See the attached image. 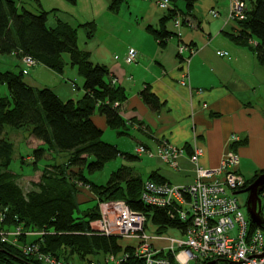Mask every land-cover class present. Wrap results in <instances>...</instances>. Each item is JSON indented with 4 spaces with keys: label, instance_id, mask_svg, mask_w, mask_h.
Segmentation results:
<instances>
[{
    "label": "trees",
    "instance_id": "trees-1",
    "mask_svg": "<svg viewBox=\"0 0 264 264\" xmlns=\"http://www.w3.org/2000/svg\"><path fill=\"white\" fill-rule=\"evenodd\" d=\"M66 1L75 4L76 0ZM126 1L112 0L108 9L117 12ZM168 1L170 6L159 21V28L150 30L160 46L171 36L165 23L177 14L191 15L198 0ZM179 1L184 5L182 12L176 5ZM20 4L19 0H0V54L14 55L21 61L29 57L57 74L63 72L67 64L63 54H67L83 79L84 94L77 101H62L48 88L26 84L21 71H0V88L5 86L7 90L5 96L0 92V264H46L40 256L68 263L74 255L85 260L98 253L106 256L105 264H113L111 257L118 258L120 264H142L131 245H124L120 238L100 233L92 226L99 219L100 203L124 202L133 212L143 214L145 227L154 229L157 235H165L169 229L184 232L189 221L179 220L175 207L161 208L142 202L144 180L128 166L118 167L105 184L93 183L84 176L85 167L93 173L119 157L127 162L138 159L103 142V132L93 121L97 113L118 136H129V123L119 114L126 100L125 91L110 81L106 66L93 63L90 53L78 48L76 30L68 23L58 19L55 27L48 28L49 11L32 12ZM236 24L238 33L230 34L231 39L237 44L255 40L254 54L264 65V0L250 2L245 20ZM84 26L89 29L86 38L90 40L94 25L90 22ZM140 96L151 110H158L160 104L148 88ZM6 126L24 129L28 138L39 143L30 154L33 169L48 160L46 156H52V162L43 164L39 181L27 193L17 184L19 175L9 171L14 146L4 138ZM56 155L66 158L55 161ZM262 173L245 180V187ZM146 181L165 183L156 172ZM83 188L92 197L80 202L78 195ZM16 229L21 234L15 242L11 237L2 240L1 234ZM30 245L36 246V251L25 252L24 248Z\"/></svg>",
    "mask_w": 264,
    "mask_h": 264
},
{
    "label": "crops",
    "instance_id": "crops-1",
    "mask_svg": "<svg viewBox=\"0 0 264 264\" xmlns=\"http://www.w3.org/2000/svg\"><path fill=\"white\" fill-rule=\"evenodd\" d=\"M156 1L150 3L148 15L140 14L134 40H123L120 35L113 37V33H109L112 40L108 39V44L84 42L83 47L77 44L79 49L90 53L93 63L106 66L110 81L125 91L126 100L119 114L129 123V136L116 134L120 139L113 145L125 153L134 151L137 160L143 155L152 158L151 152L155 150L148 177L156 172L165 183L174 185L193 182L195 165L190 156L194 149L201 150L198 165L205 169L218 168L227 152L233 151L238 158L236 171L245 180L264 171V65L259 64L254 54L251 41H256L235 43L230 34L238 33L237 22L227 21L226 3L219 5L224 8L217 18L209 14L224 0H202L191 15L177 14L165 23L171 36L160 46L150 32L159 28L165 13L155 6ZM176 5L184 11L179 2ZM177 19L180 20L178 28L174 25ZM178 46L187 49L182 56L187 58L184 63L177 55ZM129 49L137 52V62L132 65L124 61ZM114 52L121 56L120 59L112 58ZM217 52L227 55L219 57ZM7 59L1 67L5 71H21L27 77L25 83L33 88H48L62 101H77L84 94L83 89L77 91L79 84L72 73L54 72L59 76L54 82L45 84L41 76L51 70L37 63L27 68L14 55ZM145 88L157 98L160 104L157 111L142 101L140 92ZM93 121L103 133L108 128L104 117L97 113ZM233 137L237 140L233 141ZM162 143L178 151L175 167L159 156ZM138 147H144L145 152L136 153ZM126 166L141 178L133 167ZM151 244L154 249L167 245L159 240H152Z\"/></svg>",
    "mask_w": 264,
    "mask_h": 264
},
{
    "label": "built area",
    "instance_id": "built-area-1",
    "mask_svg": "<svg viewBox=\"0 0 264 264\" xmlns=\"http://www.w3.org/2000/svg\"><path fill=\"white\" fill-rule=\"evenodd\" d=\"M156 4L162 12H166L170 6L168 0H157ZM247 10L246 0H229L227 21L245 20ZM209 14L213 18L219 16V12L214 9ZM174 25L178 28L180 20H175ZM251 44L254 46L255 42L251 41ZM186 50L185 47L178 46L177 55L183 63L187 61L186 57H182ZM217 55L225 57L227 54L217 52ZM124 61L128 65L135 64L137 52L129 49ZM21 62L27 68H32L36 63L29 57L23 58ZM236 140L233 137V141ZM135 152L144 153L145 148L138 147ZM158 154L167 164L176 166V149L162 143ZM200 154V149H194L190 156V161L195 165V178L191 184L146 181L141 192V200L145 204L161 208L175 207L176 217L182 222L189 221L184 232L177 230L181 237L155 234L154 229L145 227V216L133 212L122 201L100 203V217L92 224L95 225V230L131 241L134 254L142 260V264H264V190L258 194L259 216L263 224L256 226L246 212V202H240L235 194L246 188L245 179L236 171V154L228 151L220 166L213 170L198 165ZM116 212L118 216L110 223ZM20 234V229H16L1 234V238L7 241L11 237L15 242V237ZM152 240L165 241L167 245L163 249H154ZM36 249V246L30 245L24 251L33 253ZM40 257L46 264H68L53 257ZM109 260L113 264H120L118 258L111 257Z\"/></svg>",
    "mask_w": 264,
    "mask_h": 264
},
{
    "label": "rangeland",
    "instance_id": "rangeland-1",
    "mask_svg": "<svg viewBox=\"0 0 264 264\" xmlns=\"http://www.w3.org/2000/svg\"><path fill=\"white\" fill-rule=\"evenodd\" d=\"M19 1L21 3L20 5L24 6L32 12H36L39 9L47 12L49 11L50 13L47 16L46 23L47 27H53L54 25H56L58 19L62 22H67L73 29L76 30L77 44L79 45V47H83L84 42L90 45H92L93 43L97 45L103 43L108 44V39L112 40L109 38L111 36L109 33H113V37H117L118 35H120V38L123 40H134V31L137 24H139L140 22V14H143L145 16L148 15L150 12V3L154 2V0H152L151 2L149 0H146L147 3L145 2V0H128L127 4L122 3L119 6L118 11L113 12L108 9V1L111 2L112 0H76L75 4H71L66 0ZM228 1L229 0L219 1L217 4L218 7H215L214 10L219 11V13L223 14V9L221 8H224V6L219 5L221 3H226L225 10L228 11ZM252 1L254 0H246V3L249 4ZM200 3H202V0H198L197 5ZM179 4H181L184 9V5L181 1H179ZM155 6L158 8L156 3ZM156 7L152 8H155L157 10ZM90 22L93 23L95 30L93 31L92 38L88 40L86 38V33L89 32V29H87V26L84 25ZM171 25L172 23L169 24V26ZM129 32L131 33L129 34ZM109 45H112V43H110ZM114 45L116 46L115 43ZM115 57H118L120 59L121 56L118 53L114 52L112 58ZM7 58V55L0 54V71H5V69L1 66L4 62H6V60H8ZM63 59L67 64L64 67L62 73L64 75H71V73L72 75H74V77L76 78V82L79 84V88L77 91L80 92L82 90L83 79L79 75L77 67L70 64L69 56L67 54H63ZM57 76L59 75L55 74L54 72L46 71V74H42L41 77H43V83L50 84L55 81ZM26 78L27 77H24V81H26ZM0 92L3 96L7 95L6 87H1ZM4 138L9 140L14 146V153L9 166V171L13 174L19 175L17 184L24 193H27L33 188L32 184L39 181L43 164L49 163V161L52 162V160H50V158L52 159V156H46L48 160H44L43 162L39 163L38 169L35 170L31 166L32 158H30V154L32 150L39 145V143L28 138L27 133L26 131H24V129H14L9 126H6L4 128ZM119 139L120 137L116 135V131L109 128L104 131L101 137V140L103 142L110 144L117 143ZM123 142H129V140H123ZM130 154L136 156L134 151ZM151 154L153 155V157H155L156 151L154 150V152H151ZM63 155H66V153H64ZM63 155L59 157L58 155H56L54 158L55 161H61L65 159L66 157ZM152 158L148 157V155H143L139 157V160L127 162L119 157L105 164V166L99 171L89 173L85 167L83 173L84 176L93 183L105 184L110 174L118 167H120L121 165H129L133 167L137 171V174H140L141 178L145 181L151 171L150 165H152L154 162ZM83 189L85 190L83 191L81 189L78 195V200L80 202L91 199L90 192L86 188ZM237 197L240 202L245 203L247 194H241ZM92 204H94V202H92ZM113 215L114 217L110 220V223H112L111 221L116 219V217L118 216L117 212ZM93 227L95 228V225H93ZM165 235L168 237H181L180 233L173 229H169ZM121 242L124 245L132 244L131 241H126L123 239H121ZM105 258L106 256H104L102 253L88 256L87 258H85V260H81L76 255H74L73 257L69 258L68 264H88V262H92L94 264H105ZM190 264L193 263L191 262Z\"/></svg>",
    "mask_w": 264,
    "mask_h": 264
},
{
    "label": "water",
    "instance_id": "water-1",
    "mask_svg": "<svg viewBox=\"0 0 264 264\" xmlns=\"http://www.w3.org/2000/svg\"><path fill=\"white\" fill-rule=\"evenodd\" d=\"M264 189V173L256 177V179L245 189L235 192L236 195L247 193L246 212L250 217L252 224L261 226L263 221L259 216L260 201L258 194ZM212 264V263H211Z\"/></svg>",
    "mask_w": 264,
    "mask_h": 264
},
{
    "label": "bare ground",
    "instance_id": "bare-ground-1",
    "mask_svg": "<svg viewBox=\"0 0 264 264\" xmlns=\"http://www.w3.org/2000/svg\"><path fill=\"white\" fill-rule=\"evenodd\" d=\"M99 217H100V213H99ZM152 245V244H151Z\"/></svg>",
    "mask_w": 264,
    "mask_h": 264
}]
</instances>
